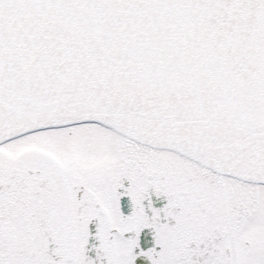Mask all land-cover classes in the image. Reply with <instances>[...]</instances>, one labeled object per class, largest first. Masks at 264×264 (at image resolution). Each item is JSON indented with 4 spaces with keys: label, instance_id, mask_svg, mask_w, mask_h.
I'll return each instance as SVG.
<instances>
[{
    "label": "snow or ice",
    "instance_id": "snow-or-ice-1",
    "mask_svg": "<svg viewBox=\"0 0 264 264\" xmlns=\"http://www.w3.org/2000/svg\"><path fill=\"white\" fill-rule=\"evenodd\" d=\"M0 264H264V0H0Z\"/></svg>",
    "mask_w": 264,
    "mask_h": 264
}]
</instances>
